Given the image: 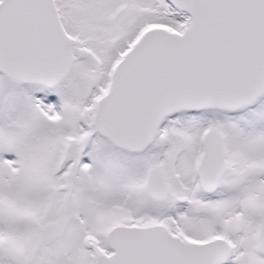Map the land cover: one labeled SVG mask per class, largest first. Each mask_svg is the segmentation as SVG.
<instances>
[{"label":"snow or ice","instance_id":"obj_1","mask_svg":"<svg viewBox=\"0 0 264 264\" xmlns=\"http://www.w3.org/2000/svg\"><path fill=\"white\" fill-rule=\"evenodd\" d=\"M0 264H264V0H0Z\"/></svg>","mask_w":264,"mask_h":264}]
</instances>
